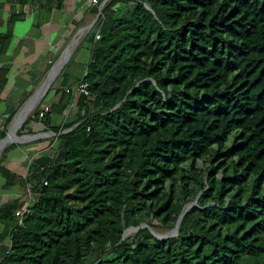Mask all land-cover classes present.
Here are the masks:
<instances>
[{
  "label": "trees",
  "instance_id": "1",
  "mask_svg": "<svg viewBox=\"0 0 264 264\" xmlns=\"http://www.w3.org/2000/svg\"><path fill=\"white\" fill-rule=\"evenodd\" d=\"M102 15L81 79L73 61L61 75L57 94L87 86L75 120L52 126L65 94L23 127L42 123L56 152L26 180L2 167L16 146L2 157L32 198L23 226V203L0 211V264H264V0H109ZM186 211L175 237L141 228L174 231Z\"/></svg>",
  "mask_w": 264,
  "mask_h": 264
},
{
  "label": "crops",
  "instance_id": "2",
  "mask_svg": "<svg viewBox=\"0 0 264 264\" xmlns=\"http://www.w3.org/2000/svg\"><path fill=\"white\" fill-rule=\"evenodd\" d=\"M106 2L102 5L105 6ZM96 9L97 6L91 0H43L42 3L35 0H0V49L1 41L10 33L8 45L0 51V126L5 125L6 133L9 124H13L24 105L35 94L33 92L37 91L39 84L77 38L79 44L62 72L73 61V66L69 68L72 80L81 79L86 69L76 58L85 50L78 59L80 62L83 59L86 68L91 61L92 45L88 38L96 30L99 14ZM62 72L56 81L58 88L53 91L54 99L48 105L54 110L65 94H71L72 101L62 113L52 111L53 127H62L66 121L75 120L81 97L82 84H75L72 93L67 89L57 94L62 89ZM30 92L31 97L25 100ZM46 100L44 103H47ZM30 132L37 135L31 136ZM23 134L22 137L17 136L18 142L9 144L16 148L6 155L2 167L26 180L32 160L56 152L57 137L39 122H32ZM50 135L54 137L50 138ZM30 189L29 183L26 186L17 184L9 187L0 176V211L15 202L23 203L22 208L26 209L31 200L28 194ZM4 230L5 223L0 220V234Z\"/></svg>",
  "mask_w": 264,
  "mask_h": 264
},
{
  "label": "bare ground",
  "instance_id": "3",
  "mask_svg": "<svg viewBox=\"0 0 264 264\" xmlns=\"http://www.w3.org/2000/svg\"><path fill=\"white\" fill-rule=\"evenodd\" d=\"M78 44H79V40L77 38V40L71 45V47L68 48V50L59 59V61L56 63V65L53 67L50 73L47 75L46 79L41 83L40 87L37 89L35 94L29 99V101L24 105L20 113L17 115L16 119L14 120L10 128L9 138L6 141L0 143V156L9 144L18 142L17 133L19 129L24 124L28 116L34 112V110L43 100L42 95L45 92H47L52 87V85L57 81L59 77L58 75L62 72L63 65L65 66L66 65L65 63H67V61H69V59L73 56V53L75 52Z\"/></svg>",
  "mask_w": 264,
  "mask_h": 264
},
{
  "label": "rangeland",
  "instance_id": "4",
  "mask_svg": "<svg viewBox=\"0 0 264 264\" xmlns=\"http://www.w3.org/2000/svg\"><path fill=\"white\" fill-rule=\"evenodd\" d=\"M103 4V3H102ZM101 4V5H102ZM96 24H97V20H96ZM67 51V50H66ZM65 51V52H66ZM82 52H86L85 50L84 51H81V53H79L78 54V56H77V58H76V61L77 62H79V63H81L82 64V66H83V68H84V70L86 69V65L87 64H84V63H82L83 62V59L81 60V62H80V59H78V57H79V55L80 54H82ZM84 64V65H83ZM42 82V81H41ZM41 84V83H40ZM40 84H39V87H40ZM56 88H58V85H57V83L55 82L53 85H52V87L50 88V90H52V94H50V96L47 98V100H46V102L47 103H44V104H42V102H43V100L40 102V104L38 105V107L40 106V105H42V107L43 106H45V105H48V103H50V102H52V100L54 99V96H53V91L54 90H56ZM49 90V91H50ZM49 91H48V93H49ZM35 92H33V94H34ZM47 93V94H48ZM46 94V95H47ZM45 98V97H44ZM38 107L34 110V112L32 113V114H30L29 116H28V118L26 119V121L24 122V124L21 126V128L19 129V131H18V137H22L24 134H23V132H24V129H23V127H24V125L26 124V122L29 120V118L35 113V111L38 109ZM41 107V108H42ZM11 126H12V122L9 124V126H8V130H7V135L10 133V128H11ZM30 129V128H29ZM30 131H31V129H30ZM45 131V130H44ZM29 135H31V136H34V135H37L36 133H33V132H30V134ZM54 137L53 135H50V138H52V137ZM57 137V136H56ZM49 142V141H48ZM12 145H9L6 149H8V148H10ZM48 146V145H47ZM47 146H45V147H47ZM49 147V146H48ZM47 147V148H48ZM4 154V153H3ZM1 158H0V161H1V159H2V156H0ZM30 159V158H29ZM28 198V197H27ZM147 226V225H146ZM147 227H149V229H150V231L154 234V236H156V237H158V238H160V239H166V238H170V237H173V231H167V230H165L164 228H162V227H160L159 226V224L158 223H156V222H153L152 223V226H147ZM129 234H127V238H131V237H133L134 235H135V233L136 232H128ZM131 235H133V236H131Z\"/></svg>",
  "mask_w": 264,
  "mask_h": 264
},
{
  "label": "built area",
  "instance_id": "5",
  "mask_svg": "<svg viewBox=\"0 0 264 264\" xmlns=\"http://www.w3.org/2000/svg\"><path fill=\"white\" fill-rule=\"evenodd\" d=\"M91 3L94 4L95 6H97L99 8V14H98V17H97V24H96V28H97L101 24V22L103 21V19H104L103 18V15H102L104 6L101 5V4H99V1L98 0H91ZM100 38H101L100 31H98L97 32V36H96V41H99ZM80 92H81V94H84L86 96H89V94L87 92V86L86 85H82L81 86ZM50 110H51V107L49 105L43 106L42 109H41V111H40V118H43L46 114H48L50 112ZM0 132H6L5 125L4 126H0ZM34 160H32L31 162H33ZM28 194H29V197L32 198V190L31 189L28 191ZM27 212H28L27 208L24 209V210H19V211L16 212V217L19 219V224L21 226L24 225L23 217H24V215Z\"/></svg>",
  "mask_w": 264,
  "mask_h": 264
},
{
  "label": "water",
  "instance_id": "6",
  "mask_svg": "<svg viewBox=\"0 0 264 264\" xmlns=\"http://www.w3.org/2000/svg\"><path fill=\"white\" fill-rule=\"evenodd\" d=\"M107 1H109V0H107ZM65 64H67V63H65ZM63 68H64V65H63V67H62V70H63ZM60 74H61V73H60ZM60 74H59L58 76H60ZM51 85H52V84H51ZM51 85H50V86H51ZM49 90H50V89H49ZM49 90H48V91H49ZM48 91L45 92V93L42 95L43 98L46 96V94L48 93ZM8 138H9V134L6 136L5 139L1 140L0 143L6 141ZM195 205H196V203L193 204V205H190L189 207H187V209H191V208H193ZM186 213H187V211L184 212V213L182 214L180 220L178 221L177 227H176L175 230L173 231V234H174L173 237H175V236L178 235L180 224H181V222H182L184 216L186 215ZM141 228L144 229V228H148V227H147L146 225H143ZM139 230H140V228H131L130 230H128V231L125 233L124 238L127 237V233H128V232H131V231L138 232ZM166 239H168V238H166ZM166 239H163V240H166Z\"/></svg>",
  "mask_w": 264,
  "mask_h": 264
}]
</instances>
